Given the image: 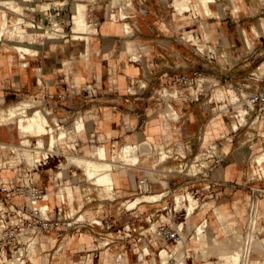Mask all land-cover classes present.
Returning a JSON list of instances; mask_svg holds the SVG:
<instances>
[{
  "label": "crops",
  "instance_id": "crops-1",
  "mask_svg": "<svg viewBox=\"0 0 264 264\" xmlns=\"http://www.w3.org/2000/svg\"><path fill=\"white\" fill-rule=\"evenodd\" d=\"M17 1L26 4L25 10L31 17L30 10L43 13L53 3L46 0ZM87 1L92 21L88 26L95 27V32L90 35L89 58H82L83 40L64 42L39 36L37 41L26 39L22 42L19 37L5 36L0 48V100L3 101L0 108L5 111L2 114L4 119L0 121V142L21 143L39 148V151L50 148L51 133H22L21 121L31 112L11 119L6 116L23 100L35 102L47 116L49 129H54L55 142L60 139L62 130L68 135L75 133L73 140L68 139L73 147L62 149L53 163L35 170L20 163L18 155V161L13 164L14 152L9 147H0V158L7 162V167L0 168V183L9 191L23 185L28 176L35 186L48 191L53 219L80 216L85 220L80 231L61 227L48 231L33 249L30 262L163 264L159 249L165 246L175 251L177 245L165 244L162 239L155 241L148 228L153 224L150 229L153 231L160 224V216L169 226L181 222V213L171 214L164 209L171 208L174 195L190 187H198L196 190L201 193V198L212 202L206 212L199 209L193 213V225L207 218L209 237L223 236L215 210L220 207L228 222L245 233L251 188H264V173L253 159L252 141L257 136L261 139L264 133L259 129L248 131L242 140H237L238 131L234 133L227 128L218 134L216 129L210 128L217 115L212 113V104L207 99L219 85L236 91L239 85L247 86V92L261 88L258 83L264 77V6L261 5L258 12L242 9L237 14L230 1L216 0L218 3H213L212 7L217 15L207 16L205 12L198 13L193 6L190 11L180 14L173 0H131L129 4L121 0L118 11L124 7L128 14L113 20L110 18L112 0ZM198 1L192 0V5ZM8 12L18 15L14 10ZM83 21V18L79 19L80 23ZM80 25L82 30L86 24ZM187 32L199 35L203 51L183 39ZM15 42L31 46L36 50L35 55L22 57L14 48ZM209 47V51L212 49L217 53L215 60L208 58ZM195 72L205 75L208 82L203 84L204 80L200 81L198 89L174 87V81L180 76H192ZM166 87L171 90L179 119H170L164 113L168 103L161 92ZM175 89L177 92L173 93ZM252 121L253 117L249 115L246 126L256 129L251 126ZM223 133L226 137L222 136ZM23 139L27 143H23ZM222 139H227L225 147H221ZM212 141L219 142L222 161L214 164L212 159L208 160L207 165L212 169L207 176L193 177L187 172L182 173L191 161L202 156L201 148L197 150L193 145ZM125 143L137 145L136 151L127 155L136 165L121 164L122 160L118 158L119 167L113 169L114 195H103L107 189L92 183L83 166H62L63 162H68L67 152L98 159L97 148L105 145L109 157H112ZM160 147L170 157L157 164L154 158ZM37 155L41 157L42 153ZM134 155L139 157L134 158ZM146 156L148 159L139 163ZM144 177L147 178V192L164 193V196L155 201L143 200L135 208H128L126 203L141 194L139 181ZM209 183L211 189H204ZM0 198H4L2 191ZM8 203L24 207L26 198L17 195ZM149 217H152L151 222ZM129 227L136 230L125 232ZM192 228L185 224L184 232L190 234ZM256 237L264 245V197L260 202ZM145 247L150 253H145ZM242 247L245 250V243ZM209 250L189 238V246L185 248L188 257L182 264H218L220 254L209 253ZM245 258L248 261V254ZM251 260L263 261L264 249L253 250L250 263ZM168 264L174 263L170 261Z\"/></svg>",
  "mask_w": 264,
  "mask_h": 264
},
{
  "label": "bare ground",
  "instance_id": "bare-ground-1",
  "mask_svg": "<svg viewBox=\"0 0 264 264\" xmlns=\"http://www.w3.org/2000/svg\"><path fill=\"white\" fill-rule=\"evenodd\" d=\"M228 1H230L232 3V8H233L234 12H236L237 14H240L241 9L246 7L245 0H228ZM130 2L131 1H129V3ZM173 3H174L175 8L180 12V14L181 13L183 14L185 11H190L192 6H193L198 11V13L199 12H205L207 14V16H212V15L216 14V11L212 7V4L218 3V1H216V0H199L198 2H195L192 5V0H173ZM119 4H120L119 0H112L111 9H110V14H111V12L113 13L112 17L121 13V11L120 12L118 11ZM81 7L83 8L84 6H81ZM81 7H79V5H77V3H74L72 6L73 12L76 14L77 9L81 8ZM21 8H22L21 6L20 7L17 6L16 10H20ZM82 10H84V8ZM82 10L80 9V12ZM1 11H2V9H1ZM78 11H79V9H78ZM17 13H18L17 17L14 18L13 15L9 14L7 9L3 11L2 20L0 22V36L2 38L4 36H9L11 38L14 36H17V37H19L20 41H22V42L25 41L26 39L33 41V39H34L33 34L37 33L36 31H38L40 29L32 27L30 32H26L27 29H25L23 26L19 25L20 23L25 21V18L20 16L23 14V12L22 13L17 12ZM82 13H83V11H82ZM124 13L125 12H123V14ZM125 16H126V14H124L123 17H125ZM62 28H63L62 25H60L58 23V21H56L54 19L51 21L50 25L47 26V34L48 35L57 34V32H55V30L56 29L61 30ZM42 35H44V33H42ZM71 36L74 40H83V42L85 43V50L82 53V58L83 57L86 59L89 58V55L91 52L90 43H89V36L87 34L81 35L80 33H77L76 30H75V33L73 35L71 34ZM206 36H207V32H206ZM185 37H187L186 38V39H188L187 41L193 40V43L200 42V38H199V35L197 33L188 32V33H186ZM183 39H185V38H183ZM64 47L66 48L65 45H64ZM14 48L21 53L22 57H25L27 54L35 55V53H36V50L34 48H32L31 46L24 44V43L16 44V45H14ZM227 91H228L229 95L227 94ZM227 91H224L223 89H219L218 91L215 92L214 95L216 96V99L221 101L219 103V105L221 106L223 115L229 114V115H231L232 119L234 118L235 114L232 111H231V113H228L230 110L225 109L226 104H228L230 101L233 103L235 110L240 112V114H241L240 123L234 122V125H233V128L238 130L239 126L241 127V126L248 123L247 113H249L251 111L249 110V108H246L242 105L241 100L239 99V94L237 93V91H235L233 89H228ZM162 92H163L162 96L167 99L166 101L168 103L167 107L164 109V113L170 119H179L180 113H179L178 108L172 102L173 98L171 96L170 90L166 87L164 90H162ZM227 95L229 96L228 103L226 101ZM1 112H0V114H1ZM30 112L32 114L29 115V117L27 119L21 121L22 133L25 134V133L31 132V133L40 134V135L45 134V133H51L52 141H51L50 148H47V149L41 148V151H39V148L33 149L31 147L26 146L25 144L24 145H12V144H7V143H3V142H0V147H9L14 152V154H15L14 156L16 159H17L16 156L18 155L21 162L25 163L31 170H35V169H38L44 165H49V164L53 163L54 158L58 157L61 154L60 151L62 149H64V148L68 149V148H71L73 146H71L68 142V136L69 135H68L66 130H62V135L59 139V140L64 142L63 146L57 145V143L55 142L54 129L53 128L49 129V127H48L49 121H48L47 116L39 108H37L36 103L31 101V100H23L19 104L13 106L8 111V115H6V116H8V118L11 119V118L16 117L19 114L27 115ZM3 115H4V113H3ZM3 115L0 116V121L2 119H4ZM215 121L216 120H213L212 125H210L211 126L210 128H212L216 124ZM262 121H264V118H262V119L257 118L251 123H252L253 127H256ZM225 137H226V135H225ZM23 143H27V140L23 139ZM211 144H213V142ZM40 145H42V141H40ZM208 149L211 150V153H213V151L217 152L215 145H210V147ZM123 150L124 149H121L118 154H114V156L109 157L107 147L105 145H101L99 148H97V153L100 155V157L98 159L92 158V157L91 158L90 157H82L80 155L69 154L67 152L68 162L66 163V165H68V164L70 165V164L75 163L78 166H83L85 168V173H86L88 179L92 183H95L96 185H102L107 189V192L103 195H110V194L113 195V183H114V181H113V169L115 167L116 168L119 167V164L116 162L118 160V158L122 161L126 159L125 157H127V155H125V156L122 155ZM38 153H42V156L39 157V155H37ZM64 155H65V153H64ZM167 157L168 158L170 157V155H168V152H166L165 149L160 147L157 150V155L154 158V162L155 163L161 162V161L165 160ZM111 159H113V160H111ZM147 159H148V156H146L143 159L141 158L139 163H144ZM256 160L259 164H262V170H263V168H264V151L259 153L256 156ZM17 161H18V159H17ZM12 162H13V160H12ZM193 166H195V165H193ZM4 167H7V162L5 161V159L0 158V168H4ZM26 178L29 179L28 176ZM145 187H147V185ZM144 196L146 198H148L147 200H149V201H155V200L161 199L164 196V193L150 194V195H144ZM47 197H48V199H50L49 195ZM140 199L141 198L136 196L132 200L127 202L126 204L128 205V208H133V207L135 208L138 205V203L143 201L142 199L141 200ZM173 200H174V203H176V208H177L178 213H181L183 215V218L181 220L182 224L180 227V233L183 235V237L180 239L175 251H172L166 247H163L161 249V251L159 253V257H160L163 264H167L169 262V260L171 259V257H176V259L179 258V260L181 259L180 262L178 260L179 263H183L185 261V259L188 257L185 254V248L187 247L186 242L189 241V239L187 240V237L194 239V241H198V244L202 245L203 247H208V250H209V248L211 249L210 246H212L213 243H214V245H216V247H218V249L220 247L221 250L223 251L222 252L220 250L222 252V255L223 254L225 255L224 256L225 258L221 257L222 260L219 262L221 264H230V263L231 264H240L243 257H246L247 254H248L247 264H264V260L263 261H258V260L252 261L251 260L252 261L251 263L249 261L250 253L253 250L254 251H260V250L264 249V245L262 244V241L257 239L254 232L242 233L239 230H237L234 226H232L228 222L225 214L223 213V211L221 210L220 207H216L215 210H216L217 220L219 221L221 229L224 233L223 236L215 237V238L209 237V235L207 233V228H205V225H209V221L204 222L200 227H198V225H195L194 230H192L191 234L188 236V234H186L184 232V226H185V224H188L189 222H191V217L196 210V206H197V203L199 202V200L196 196H194L190 192H188V193L184 192V193L176 194V195H174ZM211 206H212V202H207L205 204H202L201 209L203 212L204 211L206 212ZM48 207H49V205L40 207L42 214L44 216L49 215L48 214L49 212L47 210ZM2 208H3V204L0 203V209H2ZM23 241L25 243V246H21L20 250L24 249L25 252H31L29 249L35 247L36 243L39 241V238L38 237H30L29 235H24ZM215 242H218L219 244L221 243V245L219 246ZM242 243H243V245L245 243V250L242 247L243 246ZM214 245H213V247H214ZM182 248H183V252H182ZM145 249H146L145 253H150V249L148 247L147 248L145 247ZM213 249L214 248L211 249L213 252L219 253L218 249L217 250L214 249L215 251ZM211 250H209L208 252L211 253L212 252ZM208 252L203 251L202 253L207 255ZM209 253H208V255H209ZM25 254L27 255L29 253H25ZM183 254H185V257H182ZM17 255H19V254H17ZM21 255H22V252H21ZM16 256L12 260L14 262V264H25V260L22 256H17V257ZM119 257L120 256H118V258ZM183 259H184V261H182ZM10 261H11V259L8 261V264L10 263ZM228 261H230V263ZM31 264H36V263H31Z\"/></svg>",
  "mask_w": 264,
  "mask_h": 264
},
{
  "label": "built area",
  "instance_id": "built-area-1",
  "mask_svg": "<svg viewBox=\"0 0 264 264\" xmlns=\"http://www.w3.org/2000/svg\"><path fill=\"white\" fill-rule=\"evenodd\" d=\"M67 10V6L63 5L62 3L58 5L54 2L43 13L41 11L37 12V10L35 9L30 10L33 15L28 19L29 25L26 26H29L31 28L35 27L37 29H45L44 35H42L45 38L62 39L63 41L67 42L72 39V36L68 32H66L68 23H66L63 18H60V20H58V23L62 25L63 28L61 30L56 29L55 32H57V34H47V26L50 25L52 19L54 20L61 17ZM44 18L45 20H47V24H45L46 22L44 21ZM24 24L25 21H23L19 25L23 26ZM4 37L2 38L0 36V48L3 46ZM216 57V51L211 49L208 55L209 60H215ZM204 79L205 81H203V84L208 82V80L201 72H195L192 76L182 75L174 81V87L177 89L182 87L198 89L200 81ZM246 88L247 86L242 87L239 85V87L237 88V93L239 94V99L241 100L242 105L246 108H249V110L251 111L247 113V115H251L253 117V121L257 118H264V86L252 92H247L245 90ZM196 99H198V97H196ZM207 102L212 104V113H216V105L221 101L214 98V94L211 92L208 96ZM225 109L235 112L234 121L236 123H240L241 114L239 111L235 110L234 105L231 101L226 104ZM221 110V107H219V111ZM237 131L238 130L233 128L234 133ZM212 142H216L215 148L217 149V152L213 151V153H211V150L205 147V151L202 153V157L200 159H197L194 164L192 163L190 165L189 169L187 170L188 175L193 177H198L199 175L207 176L209 171L212 169V166L207 165V161L212 159L214 164L222 161L223 157L219 142ZM193 165H195L196 167ZM146 185L147 178L144 177L139 181V190L141 193L148 191V186L145 187ZM211 187L212 184L209 183L204 186V189L209 190L211 189ZM0 189L5 192L4 198L0 200V203L3 204V208L0 209V264H8V261L10 259H13L17 254L21 255L20 247L25 246V243L23 241L24 235H29L30 237H38L40 241L41 237L50 230L61 227L63 230L72 229L73 231H80L85 224V220L81 219L80 216L76 217L75 219H72V217L69 216H65L64 220L53 219L50 216V204L47 197L49 194L48 191L43 187L35 186L30 178H24L23 185L17 186L13 191H9L7 189V186L3 183H0ZM251 191L252 196L250 199L248 210L246 233L251 231L254 232L256 236V227L260 213V202L264 197V188L252 187ZM17 195L26 198V204L24 207L8 204V201H11L13 197ZM193 195L196 196L199 200L196 206V210H199L201 209V201L203 200L201 198V193L196 190L193 192ZM210 198H212V195L210 196ZM48 205L49 207L47 210L49 212V215L44 216L40 207ZM164 210H166V212H171V214L178 213L176 203H174V201L171 208L166 207ZM170 218H172V216H170ZM160 220V224L157 225L153 231L150 230L152 229L153 224H151L148 228L149 233L154 234V240L156 241L158 239H162L165 244L175 243L176 245H178L180 239L183 237V235L180 233V227L182 223L174 222L173 226H169L165 220H162L161 216ZM148 221L151 222L152 217H149ZM204 222H208V219H203L198 224V227H200ZM207 227L208 225H205V228ZM135 230V228L129 227L125 230V232H131ZM39 241L35 246H37ZM161 249H159L158 253H160ZM182 257H185V254H183ZM170 261H172L174 264H179L177 263L176 259L172 258L170 259Z\"/></svg>",
  "mask_w": 264,
  "mask_h": 264
},
{
  "label": "rangeland",
  "instance_id": "rangeland-1",
  "mask_svg": "<svg viewBox=\"0 0 264 264\" xmlns=\"http://www.w3.org/2000/svg\"><path fill=\"white\" fill-rule=\"evenodd\" d=\"M24 1H29V0H24ZM47 2H49V0H46ZM54 3H56V4H58V5H60L61 3L63 4V5H65V6H67L68 7V10L67 11H65L64 12V14L61 16V17H59V18H56L55 20L56 21H58V20H60V18L62 19H64L65 20V22L66 23H68V26H67V28H66V32H68L70 35L72 34H74L75 33V30H76V32L77 33H80L81 35H88L89 36V43H90V39H91V37H90V35L93 33V32H95V27L93 26V25H91V26H88V25H90V24H92V21H91V17H90V15H91V11L89 10V6H88V1L87 0H70V1H68V0H52ZM126 1V3L127 4H129V1H131V0H125ZM8 2L9 3H12L13 5H14V8H8L7 9V11L8 10H10V11H15V12H23V14L22 15H20V16H22V17H24L25 18V24L23 25V27L25 28V29H27L26 30V32H30L31 31V27H29V26H26V25H29V17H31L30 15H28L27 14V10H25V7H24V5H26L25 3H22V2H19V1H17V0H8ZM121 2V0L119 1V3ZM245 2H246V7L245 8H242V9H246L247 11H251V12H258L259 10H260V8H261V5H263L264 6V4H262L261 3V0H245ZM67 3H69V5H67ZM73 3H77V5H79V7H81V6H84L83 8H84V10H82L83 8L81 7V8H78L79 9V11H78V9H77V13L75 14L74 12H73V9H72V5H73ZM82 4V5H81ZM17 6L18 7H22L20 10H16V8H17ZM58 7H60V6H58ZM0 8L2 9V11H1V15H0V22H1V20H2V14H3V11L4 10H6L5 8H3L2 7V5H0ZM123 8L124 7H121V13L120 14H118V15H115V16H113L112 17V15H113V13L111 12V16H110V18H112L113 20H116L117 18H119L120 16L121 17H123L124 16V14H127V12L126 11H124L123 10ZM80 9L83 11V13H82V11L80 12ZM241 9V10H242ZM23 10V11H22ZM196 10V9H195ZM197 11V10H196ZM123 12H125L124 14H123ZM235 13V12H234ZM83 14V15H82ZM13 16H14V18L15 17H17V14L16 13H13L12 14ZM83 16V17H82ZM262 16H264V13H263V15ZM84 19V21L83 22H81V23H85L86 25L85 26H82V30L80 29V27H81V23L79 22V19ZM53 20V19H52ZM46 23L45 24H47V20L45 21ZM262 22L264 23V17L262 18ZM131 29V28H130ZM37 33H34L33 34V37H34V39H35V41H37L38 39H36L37 37H39V36H42V33H44L45 32V29H40V30H38V31H36ZM83 33V34H82ZM128 33V32H127ZM188 33V32H187ZM129 34V33H128ZM185 35H186V33H185ZM9 37V36H8ZM15 38L17 37V36H14ZM207 37L209 38V35L207 34ZM183 38H187V37H183ZM73 39V38H72ZM184 39V40H185ZM188 39H186V41H187ZM77 41H79V40H77ZM190 41V40H189ZM190 43H192V44H195V46H196V48L198 49V50H200V51H203L204 50V46H203V44L202 43H200V42H197V43H193V40H191L190 41ZM14 44H19V43H14ZM249 45H251V43L249 44ZM253 46V45H252ZM209 49H210V47L208 48V51H209ZM134 58H138V56L137 55H134ZM264 72V68H263V71H262V73ZM255 76H257V75H255ZM204 81H205V79H204ZM258 83V82H257ZM260 86L259 87H262L263 85H264V77L262 78V80H261V82H259L258 83ZM168 88V87H167ZM169 89V88H168ZM219 89H223L224 91H227L228 90V88H225V87H222L221 85H219L218 86V89L216 90V91H218ZM229 89H233V90H235L234 88H229ZM170 90V89H169ZM171 91V90H170ZM215 91V92H216ZM236 91V90H235ZM174 92H177V90H175V91H173V93ZM162 94H163V92H161ZM215 94V93H214ZM227 94H228V91H227ZM229 95V94H228ZM226 96V101H227V103H228V98H229V96ZM165 98V97H164ZM214 98H216V96L214 95ZM219 107H221L220 105H219V103L216 105V109H217V112H216V115H217V117L214 119V120H216L215 122H216V124L211 128V129H216V131H217V133L219 134L222 130H224L225 128H227V129H229V130H232L233 129V125H234V120L231 122L230 120H232V117H231V115H229V114H226V115H223L222 114V110L221 111H219ZM0 110L2 111H0L1 112V114H3L5 111L4 110H2L1 108H0ZM228 113H231V111H229ZM234 114H235V112H233ZM0 114V116H2ZM215 117V116H214ZM249 123V122H248ZM251 124V126L253 127V125H252V123H250ZM244 126H246V124L245 125H243V126H241V127H244ZM239 128L240 130H238V136H237V140H242L243 139V136H245V133L246 132H248V131H257V129H259L260 131H261V133H264V121H262V122H260L257 126H256V129H250L248 126H246V127H244V128ZM222 133V132H221ZM220 133V134H221ZM252 133V132H251ZM225 134V133H224ZM224 134H222V136L223 137H225V135ZM239 134H241V136L239 137ZM27 135V134H26ZM28 138V137H27ZM28 139H30V138H28ZM210 139V138H209ZM208 139V140H209ZM262 140H264V137H262L261 139H260V137H258L257 136V138H255V140L254 141H252V145H254V148H253V151H254V154H253V159L256 161V163L258 164V165H260L261 167H262V164H259L258 162H257V160H256V156L259 154V153H261V152H263L264 151V142L262 143L261 141ZM222 141H223V144L221 145V147H225L227 144H228V142H227V139H222ZM254 142H257L258 144L257 145H255L254 144ZM212 142H209L208 144H202V145H199V142H198V144H196V145H193V148H197V150H199L200 148H201V150H200V152H201V154L205 151V147H207V148H209L210 147V145H216V142H213V144H211ZM21 144V143H20ZM20 144H17V145H20ZM128 145V146H127ZM122 149H124L123 150V153H122V155L123 156H125V155H128V154H130L131 155V153L132 152H134V151H136V148H137V145H136V147L135 146H133V145H130V144H128V143H125L122 147H121ZM128 148V149H127ZM127 150V151H126ZM15 155V154H14ZM13 155V157H12V159L11 160H13V164H15L16 162H17V159L15 158V156ZM137 157H139L138 155H134V158H137ZM202 157V156H201ZM126 158V157H125ZM168 159V158H167ZM129 161H134V160H132V159H130V156L129 157H127L126 158V160L125 161H122L121 162V164L122 163H125V164H127V163H129ZM192 163H194L193 161H191ZM191 162L189 163V166L187 167V169L185 170V171H183L182 173H186L187 172V170L189 169V167H190V165H191ZM20 163H22V164H24V165H26L25 163H23V162H21L20 161ZM158 163H162V162H157V164ZM131 164H134V165H136V163H131ZM157 164H155L154 163V165H157ZM68 166V165H66V163H63L62 164V166ZM70 165H76L75 163H73V164H70ZM117 171V170H116ZM178 173V172H177ZM191 173V172H190ZM263 173H264V169H263ZM63 174V173H62ZM61 174V175H62ZM87 177V176H86ZM198 187H190V188H188V189H186L185 191H182V192H180V193H184V192H190V193H192L193 194V191L194 190H196ZM0 191H2L1 189H0ZM3 192V191H2ZM4 193V195H5V192H3ZM180 193H177V194H180ZM146 194H154V193H149V192H143V193H141V194H139V195H137L139 198H141L142 200H147L148 198H146L144 195H146ZM49 195V194H48ZM113 195H114V193H113ZM49 197H50V195H49ZM2 198H0V200H1ZM140 199V200H141ZM174 201V200H173ZM207 200H202L201 201V203L203 204H205V203H207L206 202ZM9 204V203H8ZM173 206V204H170V207H172ZM201 208H202V205H201ZM200 210H202V209H200ZM195 212H196V210H195ZM192 218V217H191ZM191 227H193L192 228V230H194V226L195 225H193L191 222H189L188 223ZM249 233H251V231H249ZM191 234V233H190ZM190 234H188V236L190 235ZM189 239V237H187V240ZM28 241V240H27ZM196 243H198V241H195ZM29 243V242H28ZM187 244V246H189V241H187L186 242ZM217 245H221V243L219 244L218 242H215ZM243 244V243H242ZM212 245V244H211ZM213 245H214V243H213ZM213 245L212 246H210L211 248H214L215 250H217L218 249V247H216V245H214V247H213ZM36 247V246H35ZM34 247V248H35ZM34 248H31V249H29L31 252H25L24 251V249H21L20 251L22 252V255H17V256H22L23 258H24V260H25V264H31L32 262H30V260H29V256L31 255V253L33 252V249ZM213 249V250H214ZM28 250V251H29ZM214 250V251H215ZM219 253L221 254L220 256L221 257H224L225 255L223 254L222 255V250H221V248L219 247ZM222 252H221V251ZM212 251V250H211ZM24 252V253H23ZM182 252H183V248H182ZM213 252V251H212ZM25 253H29V254H25ZM16 256V257H17ZM15 258V257H14ZM13 258V259H14ZM176 259V257H171V259ZM225 258V257H224ZM13 259H11V261H10V263L9 264H14V262L12 261ZM177 260V263H179L180 262V260H179V258L178 259H176ZM178 260H179V262H178ZM221 260H222V258H221ZM220 260V261H221ZM170 261V260H169ZM182 261H184V259L182 260ZM219 261V262H220ZM13 262V263H12ZM229 263H230V261H228ZM179 264H182V263H179ZM218 264H221V263H218ZM231 264V263H230ZM240 264H247V261H246V259H245V257L241 260V262H240Z\"/></svg>",
  "mask_w": 264,
  "mask_h": 264
},
{
  "label": "clouds",
  "instance_id": "clouds-1",
  "mask_svg": "<svg viewBox=\"0 0 264 264\" xmlns=\"http://www.w3.org/2000/svg\"><path fill=\"white\" fill-rule=\"evenodd\" d=\"M261 3L264 4V0H261ZM0 5H2L3 8L8 9V8H14V5L12 3H9L8 0H0ZM0 103H3L2 100H0ZM75 133L70 134L68 139L71 141L73 140ZM57 145L63 146L64 142L61 140L56 141ZM129 163H135V161H129Z\"/></svg>",
  "mask_w": 264,
  "mask_h": 264
}]
</instances>
